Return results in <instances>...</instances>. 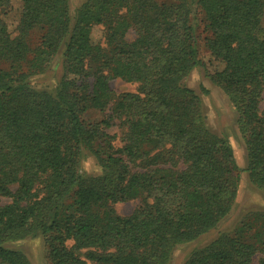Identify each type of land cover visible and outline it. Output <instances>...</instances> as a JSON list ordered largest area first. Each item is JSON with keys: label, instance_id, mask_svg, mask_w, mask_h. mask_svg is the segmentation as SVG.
<instances>
[{"label": "trees", "instance_id": "16d2710c", "mask_svg": "<svg viewBox=\"0 0 264 264\" xmlns=\"http://www.w3.org/2000/svg\"><path fill=\"white\" fill-rule=\"evenodd\" d=\"M14 2L22 11L11 33L3 17ZM198 12L222 65L209 78L237 115L245 172L264 194V0H86L75 12L69 0H0V198L10 200L0 206V264H31L9 245L38 237L50 264H170L177 247L230 215L240 178L233 148L186 86L200 66ZM56 60V85H33ZM113 79L136 92L115 94ZM92 111L106 117L89 122ZM89 157L98 175L82 170ZM134 200L132 215L116 213ZM257 256L264 264V213L185 264Z\"/></svg>", "mask_w": 264, "mask_h": 264}, {"label": "rangeland", "instance_id": "374dc122", "mask_svg": "<svg viewBox=\"0 0 264 264\" xmlns=\"http://www.w3.org/2000/svg\"><path fill=\"white\" fill-rule=\"evenodd\" d=\"M69 1L71 10L75 12L86 0ZM190 1L196 2L197 0ZM194 9L196 11V6ZM21 11L22 5L18 2H14L12 11L3 17L11 33H14L18 26ZM195 18L194 25L200 66L191 73L186 81V86L201 96L207 117V125L211 131L218 136L225 137L229 140L239 167L240 178L237 199L230 215L210 233L192 243L177 247L173 252L170 264H185L195 250L208 245L218 237L219 233H232L245 219L248 220V218L254 214L264 213V194L251 183L248 174L245 172L247 168V154L237 129V115L223 92L215 86L209 78L214 72L221 70L222 65L211 57L205 47L206 34L204 32V24L201 22L199 12L196 13ZM35 35L36 34H34L31 39V44L37 43L38 34L37 36ZM93 39L96 42L102 40L101 27L95 28ZM128 39H134V34L132 32L128 34ZM55 62L51 64L43 75L35 78L33 85L37 88H49L56 85L60 80L63 71L60 62L57 60ZM110 87L117 95L134 93L137 90L136 84L127 83L121 79H113L110 82ZM261 109L264 110V95ZM105 117L106 115H103L100 112L92 111L88 114L87 119L89 122H94L101 121ZM109 133L111 135L119 134V128L113 127L109 130ZM116 145L120 146L119 141L116 142ZM82 170L88 175H98L100 173L96 160L92 157H89L84 162ZM8 203H10L9 199L0 198V206ZM139 205L140 201L134 200L116 204L114 209L118 215L126 217L132 215ZM9 246L13 249L24 252L29 258L31 264H50L48 260L47 244L44 237L30 238ZM80 255L83 259H86L87 252H81ZM260 257L261 256H257L255 258L254 264H259ZM88 264L94 263L88 262Z\"/></svg>", "mask_w": 264, "mask_h": 264}]
</instances>
